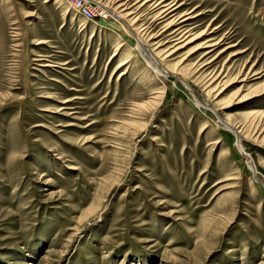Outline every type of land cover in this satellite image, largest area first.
<instances>
[{"label": "rangeland", "instance_id": "374dc122", "mask_svg": "<svg viewBox=\"0 0 264 264\" xmlns=\"http://www.w3.org/2000/svg\"><path fill=\"white\" fill-rule=\"evenodd\" d=\"M0 264H264V0H0Z\"/></svg>", "mask_w": 264, "mask_h": 264}, {"label": "bare ground", "instance_id": "6f19581e", "mask_svg": "<svg viewBox=\"0 0 264 264\" xmlns=\"http://www.w3.org/2000/svg\"><path fill=\"white\" fill-rule=\"evenodd\" d=\"M77 6V8H82V9H85V8H87V9H89V10H91L90 8H88L87 6H88V3L86 2V1H82V4H81V6H78V4L76 5ZM92 11V10H91ZM93 12V11H92ZM123 12V11H122ZM171 12V11H170ZM94 15H96L95 13H94ZM85 16V15H84ZM125 16V15H124ZM123 17V16H122ZM148 54V53H147ZM147 54H146V56H147ZM150 60V59H149ZM152 62H153V59H152ZM149 64H151V62L149 63ZM153 64V63H152ZM157 65V64H156ZM151 66V65H150ZM153 67V66H152ZM246 80V79H245ZM245 80H243V82H245ZM242 148V147H241ZM245 150V149H244ZM243 153H244V151H243ZM245 154V153H244ZM246 156H248V154H245ZM248 158H249V156H248Z\"/></svg>", "mask_w": 264, "mask_h": 264}, {"label": "built area", "instance_id": "2783aa9c", "mask_svg": "<svg viewBox=\"0 0 264 264\" xmlns=\"http://www.w3.org/2000/svg\"><path fill=\"white\" fill-rule=\"evenodd\" d=\"M77 3H78V6H81L82 1H79ZM84 10H87V11H85L86 16H91V15L94 16V12H92L91 10H89L87 8H85Z\"/></svg>", "mask_w": 264, "mask_h": 264}]
</instances>
